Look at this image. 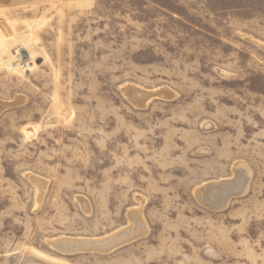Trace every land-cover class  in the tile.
<instances>
[{
  "label": "rangeland",
  "instance_id": "1",
  "mask_svg": "<svg viewBox=\"0 0 264 264\" xmlns=\"http://www.w3.org/2000/svg\"><path fill=\"white\" fill-rule=\"evenodd\" d=\"M0 264H264V0H0Z\"/></svg>",
  "mask_w": 264,
  "mask_h": 264
},
{
  "label": "bare ground",
  "instance_id": "2",
  "mask_svg": "<svg viewBox=\"0 0 264 264\" xmlns=\"http://www.w3.org/2000/svg\"><path fill=\"white\" fill-rule=\"evenodd\" d=\"M132 91V90H131ZM130 91V92H131ZM135 101V100H134ZM145 102V101H144ZM237 163V162H236ZM235 166H234V170H233V173H234V178L232 179V180H226V182H221V184H220V186H217L218 188H216L217 190H216V194L215 195H217V197H220L221 199H219V200H228V197L230 196V194H232L233 192H236L238 189L240 190V188L241 187H244V185H243V182H244V175H243V173H242V166L241 165H239V164H234ZM244 171V170H243ZM245 172V171H244ZM250 173V172H249ZM211 187H213V186H211ZM205 189V188H204ZM207 190H209V189H207ZM204 192H205V190H203ZM243 192H244V190H243ZM201 193H202V191H201ZM207 193V192H206ZM239 193V192H238ZM207 194H209V193H207ZM211 194H213V193H211ZM210 195V194H209ZM214 195V194H213ZM207 197V196H206ZM214 197V196H213ZM209 199H211L210 197H209ZM213 200V199H212ZM215 200H217V199H215ZM214 201V200H213ZM216 203V202H215ZM224 205V204H223ZM212 206V205H211ZM216 207V206H215ZM65 239H63V241L62 242H65L64 241ZM68 241V240H67ZM71 241V240H70ZM73 242H74V239H73ZM77 242V241H76ZM79 242V241H78ZM83 242V241H82ZM66 243H68V242H66ZM80 243V242H79ZM84 243V242H83ZM68 245V244H67ZM71 245V244H70ZM63 246H64V244H63ZM69 246V245H68ZM65 247V246H64ZM87 247H89V246H87ZM72 250V249H71Z\"/></svg>",
  "mask_w": 264,
  "mask_h": 264
}]
</instances>
